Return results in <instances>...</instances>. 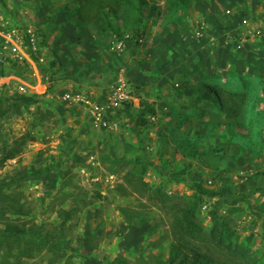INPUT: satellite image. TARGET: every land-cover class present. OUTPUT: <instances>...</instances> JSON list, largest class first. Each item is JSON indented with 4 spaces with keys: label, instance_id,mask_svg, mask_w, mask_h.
I'll return each mask as SVG.
<instances>
[{
    "label": "rangeland",
    "instance_id": "1",
    "mask_svg": "<svg viewBox=\"0 0 264 264\" xmlns=\"http://www.w3.org/2000/svg\"><path fill=\"white\" fill-rule=\"evenodd\" d=\"M139 3L130 0L122 11L123 17L113 19L119 33L98 36L75 28V18L67 14L74 7L70 0L0 1V62L4 60L6 64L11 56L5 35L12 30L26 42L34 36V44L28 48L32 50L30 60L20 62L25 64L21 67L23 75L39 82L34 74L36 66H47L52 59L59 62L53 67L59 71L57 78L50 82L49 92L40 97L38 105L30 106L29 112L22 110L0 120V158L2 153L11 152L14 144L22 151L0 166V182L5 179L12 183L5 185L4 191L23 197L38 223L56 222L58 210L64 208L73 210L67 224L78 222L72 235L84 233L88 227H103V238L95 252L100 261L124 255L131 264H157L160 251L165 258L169 255L174 210L169 206L161 209L153 203L156 199L151 202L137 193L121 195L116 188L123 182L127 166L123 161L140 156L136 162L149 169L145 181L163 184L172 195L192 194L190 177L200 172L206 187L217 191V195L208 197L199 207L207 232L192 239V243L205 248L211 245L212 224L224 222L232 233L229 242L249 247L245 259L240 256V263L264 264V156L255 155V150L264 152V0H189L187 5L179 2L172 17L168 0H143L144 15L138 24L142 9ZM245 17L262 28L263 34H246V40L235 46L236 39L243 38L244 27L240 24ZM210 29L229 31L233 43L222 47L221 37L217 36L216 45L208 44L205 39ZM198 30L205 34H197ZM135 31H139V42L133 37ZM120 38H124V46L114 47ZM169 57L179 59L171 70L164 69ZM186 57L190 65L185 69ZM191 61L194 68L206 72L204 78L198 73L186 80L170 76L197 72L192 70ZM11 73L0 78V87L7 85L10 94L15 91L18 78L31 83ZM119 79L125 82L123 90L130 97L112 107L110 101ZM198 85L222 86L226 105L237 99L228 92L245 91L243 113L233 117L221 112L216 116L219 118H212L211 113L218 111L219 97L216 93L215 98L204 97L215 106L193 97ZM44 89L41 86L39 92L45 94ZM66 93L92 96L95 102L107 103L116 134L97 130L90 112L83 105L64 99ZM256 102L260 105L255 106ZM38 106L42 112L34 114ZM49 110L53 116L41 120ZM181 118L190 124L180 125ZM222 121L232 124L208 126ZM21 135L24 141L19 138ZM184 135L197 137L196 144L181 145ZM40 166L46 171L39 179L19 180L26 169ZM186 169L185 179L174 181L172 174ZM98 189L104 197H97ZM155 225L158 228L153 232ZM157 241L163 242V248L152 247ZM79 244L76 238L73 248ZM49 256L41 253L35 258H24L21 264H48ZM71 261L86 263L80 256Z\"/></svg>",
    "mask_w": 264,
    "mask_h": 264
},
{
    "label": "trees",
    "instance_id": "2",
    "mask_svg": "<svg viewBox=\"0 0 264 264\" xmlns=\"http://www.w3.org/2000/svg\"><path fill=\"white\" fill-rule=\"evenodd\" d=\"M0 1L2 4L3 0ZM70 1L74 7L67 10V14L71 19L75 18L72 23L75 28L85 34L91 35V32H93L92 35L101 36L107 33L120 32L119 27L113 23V19H120L123 17L122 11H124L125 6L130 0ZM139 1V6H142V9H139L141 16L140 19H137L138 24L141 23L144 15L143 0ZM179 2L180 4L187 5L189 0H168L170 17L174 16L176 13L174 11L176 10V7L179 6ZM59 8L60 10H63L64 6L60 5ZM124 21L128 23L126 18ZM241 26L242 22L240 24V27ZM209 31L210 32H207L208 36L214 35V31L211 29ZM139 35V31L133 32V37H135L136 42H139L137 38ZM239 40L240 39H236V42L234 43L235 46L240 44ZM27 43L30 44L29 39H27ZM225 43L230 44L233 43V41ZM28 51L32 52V50L29 49ZM33 56L36 60H39L36 55ZM1 61L0 78L12 75L11 72H15L18 76L23 77V79H27L31 83L34 82L29 75H23L24 72L21 67L25 66V64H21L17 58H13L12 56L7 57L8 62L6 64L4 63V60ZM57 63H59L58 60L52 59L47 66L41 64L38 67L42 81L49 85L47 91L55 81L54 79L57 78L59 71L57 69L56 71L53 70V67H55ZM213 89H215L219 99L216 104L218 111L211 113L212 118H219L216 116H219V113L221 112L231 114L234 117H236L237 114L243 113L242 102L246 96L245 91L237 90L228 92V95L237 98L233 101L234 103L229 102L230 105L228 104V106L226 105L228 102L226 96H224L223 90L218 85L213 86ZM47 91L45 94H39L27 91L23 92L16 88L15 91L10 94L8 86L2 85L0 87V120L14 116L17 113L22 112V110L29 112L30 106L38 105V102L41 100L40 97L46 95ZM90 98L94 100V97L90 96ZM40 110V108L37 109L34 114ZM151 113L155 114V111H152ZM44 114L47 116H42L40 118L45 121L48 119V116H53V111L49 110L44 112ZM111 117L110 120L112 121ZM187 123L190 124V121L186 118H181L179 124L183 125ZM228 123L232 124L230 122L222 121L217 125L208 126L230 127ZM197 126L200 127L202 124L198 123ZM96 129L99 130L100 128L96 127ZM101 130L104 133L116 134V130L113 128L104 127ZM184 137L185 141L181 142V145L190 146L196 144L197 137L185 135ZM255 137L258 139L257 135H255ZM19 138L24 141V135H21ZM19 138L15 140V143H17ZM22 140L20 143L23 142ZM1 142L2 141L0 140V143ZM133 146L135 145H132L131 147ZM179 147L182 148L181 146ZM193 148L197 151L196 146ZM13 150L7 154L2 153L0 166L6 161V159L14 158L17 154L22 152L19 147H15V144ZM182 151L184 154H187L186 149L182 148ZM255 152L258 153L260 151L255 150ZM39 156H41V154H39ZM78 159H81L79 155ZM139 159L140 156H134L123 161L127 166L125 167V172L123 174V182L117 186L116 190L121 193V195L125 196L131 193L146 196L151 202L156 199V203H153L158 205L161 209H166L169 206L174 210V217L170 224L172 238L168 246L169 255L165 258L161 253L162 251H160L157 258V264H241L239 258L242 256L243 260L245 259L249 247L245 244L244 246L234 243L231 244L229 242L230 239L228 238L232 236V233L229 234L228 226L224 222L215 221L212 224L209 230V240L212 242L211 245H206L205 248L202 245L192 243V239L200 238L204 231H206L199 217V207L205 204L204 202L208 197H214L217 195V191L209 190L206 187L202 174L196 172L190 177L192 194H184L182 196L177 194L172 195L165 190L163 184L157 186L145 181V175L149 169L146 165L142 164V162H136ZM45 171L46 168H44V166H40L38 169H26L23 172L25 176H22L23 178H19V180L21 181L26 178L37 180ZM186 172H188V169L184 170L182 173L172 174L175 178L174 181L184 180ZM163 174L168 175L167 172ZM12 180L14 179H11L10 181ZM12 182L14 183L16 181L14 180ZM212 183L213 180L209 184ZM11 184L12 183L7 182L5 179H3V182H0V264H21L24 258H35L41 253L50 254L47 261L48 264H60L61 262L74 264L71 260L75 256L83 257L86 260L85 264H88L89 262L90 264H131L129 259L124 255H118L114 259L107 258L104 261H100L99 258L96 257L95 252L103 238L104 228L101 226L98 229L88 227L84 233L76 234V236L72 235L71 231H75V227L78 224V222L67 224V222L72 219L73 210L60 208L57 212L58 219L56 222L38 223L33 217L30 208H27L24 201H22L23 197H13V195L4 191V186ZM96 195L97 197H104L99 189L96 191ZM157 228L158 225H155L152 227L151 231L154 232ZM76 238L80 244L74 249L73 242ZM165 238H167V236ZM162 244V241H157L152 247L155 246L161 248ZM127 251H129V253L131 252V250L128 249ZM220 256H223V258L219 259Z\"/></svg>",
    "mask_w": 264,
    "mask_h": 264
},
{
    "label": "built area",
    "instance_id": "3",
    "mask_svg": "<svg viewBox=\"0 0 264 264\" xmlns=\"http://www.w3.org/2000/svg\"><path fill=\"white\" fill-rule=\"evenodd\" d=\"M250 18H243L242 19V25L245 27V31L248 34H253L254 36H261L263 34V29H258L255 27ZM204 35L205 31L198 30L197 34ZM6 37V42L10 44L9 51L10 55L13 58H17L20 62L29 59L30 60V55H29V44L26 42L25 38L18 35L15 30L8 31L5 35ZM125 37H129L128 34L125 35ZM140 40V39H139ZM213 40V39H212ZM141 41V40H140ZM29 42L30 44H34V36L29 37ZM116 44V45H115ZM117 46L118 48H122L124 46V38L117 39L116 43H114V47ZM42 60V58H40ZM36 66V65H35ZM35 76L39 79V82L34 81L33 83L26 82L20 78H18L17 81V87L23 92H30V93H39L41 94L40 88L41 86H45L44 93L48 89V83H45L42 81L41 74L39 72L38 67L36 66L35 71H34ZM2 78H7V76H4ZM125 82L122 81V79H119V83L116 87V93L114 94L113 97H111V103L110 106L112 107H117L121 104L123 100L126 98L130 97L128 94L125 93L123 90ZM64 99H68V101H73L75 103L81 104L84 106L85 110L87 112H90L91 114V120L93 122V125L97 128H113V123L111 122L108 112L109 110V105L107 103H100V102H95L93 99L89 97H84L81 96L80 94H70L66 93L63 95ZM111 178H113V175H110ZM212 180L209 179V183H211Z\"/></svg>",
    "mask_w": 264,
    "mask_h": 264
},
{
    "label": "crops",
    "instance_id": "4",
    "mask_svg": "<svg viewBox=\"0 0 264 264\" xmlns=\"http://www.w3.org/2000/svg\"><path fill=\"white\" fill-rule=\"evenodd\" d=\"M241 27H244L243 25L241 26ZM226 32V33H225ZM229 31H223V30H221L220 32L217 30V31H215L214 32V38H210L209 36H208V34H207V36H208V39L206 38L205 40L207 41V43L208 44H211V45H216V42H217V36H220L219 38L221 39V42H220V46H222V47H227V43H225V42H232V37L230 36V35H228L229 33H228ZM233 32V31H232ZM246 34H248L246 31H245V27H244V32H242L241 31V36H243V38L242 39H240L239 41H240V44L241 43H243L245 40H246ZM229 39H228V38ZM227 38V39H226ZM212 39H213V41H212ZM215 39H216V41H215ZM250 39L252 40L253 38L250 36ZM170 58V61L165 65V67H164V69H167V70H169V68H170V70L171 69H173L174 68V66L176 65V63H177V61L179 60H175V58H173V57H169ZM196 60H199V59H196ZM190 60H188V57H186L184 60H183V64L185 65V69L187 68V65L189 66L190 65V62H189ZM191 63H192V65H193V67H191L192 68V70H194V69H197L198 71L197 72H194L193 71V74H189L188 72H186V74H183V75H180L179 73H176V77H175V75H170L171 77L173 76V78H176V80L177 79H181V80H186V79H188V77L189 78H195L196 76H197V74H195V73H198V75L199 76H201L200 74H202V76L200 77V78H204V75L206 74V72L205 71H201L200 70V68H194V66H195V63H194V61H191ZM182 64H180V66H181ZM194 68V69H193ZM168 73V72H167ZM194 75V76H193ZM207 86L209 87V88H207ZM194 87V86H193ZM198 88H196L195 89V87H194V94H193V97H199V98H201V99H203V102L204 103H206V104H209V106H215L214 104H212V101L210 100V99H206V98H204L205 97V95L207 96V97H211V98H215L214 97V95L213 94H215L216 92H215V89H213V86L212 85H206V86H204V87H202V86H197ZM221 89H222V86H219ZM203 90V91H202ZM203 92V93H202ZM205 92V93H204ZM202 93V94H201ZM217 94V93H216ZM218 95V94H217ZM219 97V96H218ZM216 100V99H215ZM258 101V100H257ZM258 105H260V103L259 102H256V104H255V106H258ZM234 117V116H233ZM262 138L263 137H261V141H262ZM263 140H264V138H263ZM261 153H262V155H261ZM255 155L256 156H264V152L263 151H261L260 150V152H258V153H256L255 152Z\"/></svg>",
    "mask_w": 264,
    "mask_h": 264
}]
</instances>
